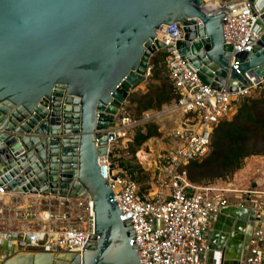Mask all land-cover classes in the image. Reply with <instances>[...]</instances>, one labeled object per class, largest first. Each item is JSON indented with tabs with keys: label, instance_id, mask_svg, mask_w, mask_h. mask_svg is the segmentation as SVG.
<instances>
[{
	"label": "water",
	"instance_id": "95a60500",
	"mask_svg": "<svg viewBox=\"0 0 264 264\" xmlns=\"http://www.w3.org/2000/svg\"><path fill=\"white\" fill-rule=\"evenodd\" d=\"M204 1L0 0V185L32 194L90 196L96 220L82 255L58 246L49 251L37 233H1L0 264H11L19 253L35 264H142L99 158L108 155L115 167L107 129L131 92L148 80L151 58L164 48L156 31L182 23L180 51L213 88L229 83L237 91L251 85L253 75L264 77V0H250L259 14L254 30L260 38L251 52L235 56L238 70H230L225 11L210 12ZM237 212L248 223H216L209 264L245 259L254 210Z\"/></svg>",
	"mask_w": 264,
	"mask_h": 264
},
{
	"label": "built area",
	"instance_id": "2783aa9c",
	"mask_svg": "<svg viewBox=\"0 0 264 264\" xmlns=\"http://www.w3.org/2000/svg\"><path fill=\"white\" fill-rule=\"evenodd\" d=\"M217 4L210 12L225 11V39L233 47L230 70H238L240 61L235 62V56L251 52L260 38L254 30L259 14L250 0H223ZM156 32L164 43L161 50L166 54L169 77L179 96L166 104L169 110L164 112L171 114L175 110L182 114V124L174 134L178 143L155 158L154 177L168 185V194L141 193L139 182L121 169L112 168L108 155L99 158L101 175L109 181L115 202L125 212L121 219L134 231L131 245L136 246L142 264H209L212 224L223 208H251L253 230L242 264H264V190L253 186L229 189L214 184L196 185L188 179L186 169L190 162L202 161L212 152L218 125L232 119L243 99L264 89V77L258 81L251 77L252 84L237 91L231 90L229 83L220 90L213 88L203 82L198 69L180 51L178 43L185 40L182 23L164 24ZM150 75L151 72L148 79ZM150 116L145 112L144 120L150 121ZM139 123L124 103L115 124L107 129L109 150L114 156L119 138L133 133ZM5 219L10 226L15 221L42 223L41 230L24 233H37L47 239L49 251L58 246L63 252L82 255L95 234L94 200L90 196L32 194L7 190V184H3L0 220Z\"/></svg>",
	"mask_w": 264,
	"mask_h": 264
},
{
	"label": "trees",
	"instance_id": "16d2710c",
	"mask_svg": "<svg viewBox=\"0 0 264 264\" xmlns=\"http://www.w3.org/2000/svg\"><path fill=\"white\" fill-rule=\"evenodd\" d=\"M165 52L160 50L152 56V69L146 92L130 94V101L135 104L138 118L149 109L160 110L164 104H171L179 96L169 77L165 64ZM243 99L232 119L221 122L213 134V150L202 161H192L187 166V177L196 185L210 184L214 179L224 178L236 173L243 162L254 158L264 163V89ZM156 121H147L135 127L129 149L132 157L151 137L161 134ZM113 163L132 179L135 171H143L140 165L124 162L114 151ZM131 171V175L128 174ZM145 186L141 193L152 195L153 190Z\"/></svg>",
	"mask_w": 264,
	"mask_h": 264
},
{
	"label": "rangeland",
	"instance_id": "374dc122",
	"mask_svg": "<svg viewBox=\"0 0 264 264\" xmlns=\"http://www.w3.org/2000/svg\"><path fill=\"white\" fill-rule=\"evenodd\" d=\"M217 1H223V0H213L211 4H217ZM152 59V58H151ZM152 82L151 79H148L147 86L145 89L140 88L134 90V92L138 93H144L148 89V84ZM131 93V94H132ZM258 91L253 93V97H257ZM165 105V104H164ZM125 106L129 112V114L138 120L140 123L137 124L136 126L146 122L145 119V113H143V116L138 118V114L136 112V106L130 101V98L125 102ZM168 112L163 113V120L162 118L157 120L156 123L159 125V130L161 132L160 135L158 136H153L149 138L139 149V151L136 154V158H133L132 153L130 152L129 149V142L132 140V135L134 133V129L136 126L133 128V133H128L119 138L118 143L116 144L114 151L120 156V158L124 162H131L133 165H140L142 167L143 171L136 170L134 177L138 180L141 189H143L145 186L147 189L151 188L155 193L162 192L163 196H166L169 192L168 185L164 184L162 185L161 183L157 182V178L154 177V173L156 170V164H155V155L154 154H160L161 152H165V150H170L172 149L177 143V139L175 138L174 134L176 133L177 128H179L182 124L181 121V114L177 111H175V115L172 117L167 116ZM174 114V113H173ZM130 137V139H129ZM143 150L147 157H149L146 160V163H143V161L140 159L138 153ZM157 155V156H158ZM148 160L152 162H148ZM128 174L131 175V171H127ZM233 182L234 187L236 189H247L251 186L253 187H258L264 190V163L261 161H258L257 159L254 158H248L246 159L242 167L234 174H230L224 178L220 179H214L210 184L214 185H219V186H224L227 187V185ZM6 220V224L8 225L10 223L9 220ZM12 228L13 230L18 233H24V231H38L42 229V223H32L28 224L26 221H15L12 223ZM6 228V225H3ZM8 227V226H7Z\"/></svg>",
	"mask_w": 264,
	"mask_h": 264
},
{
	"label": "crops",
	"instance_id": "0c3cea01",
	"mask_svg": "<svg viewBox=\"0 0 264 264\" xmlns=\"http://www.w3.org/2000/svg\"><path fill=\"white\" fill-rule=\"evenodd\" d=\"M147 82H148V80L146 81V82H144V83H142V84H140L139 86H138V88L137 89H140V88H143V89H145L146 88V86H147ZM133 92V91H132ZM131 92V93H132ZM167 106L168 105H163V107L160 109V110H158V109H149V110H147V111H145V112H149L150 114H151V116H150V121H157V120H159V119H161L162 118V120H163V113H164V110L167 108ZM144 112V113H145ZM174 113V114H173ZM169 115V116H168ZM175 115V110H172V112H171V114L168 112L167 113V116L168 117H172V116H174ZM180 116H182V114L180 115ZM147 122V121H146ZM130 138V137H129ZM168 150V149H167ZM166 151V150H165ZM162 153V152H161ZM155 156V158H156V156L158 155V154H154ZM149 157H147V159H148ZM150 161V160H149ZM150 162H152V161H150ZM28 197V195L27 196H24V198H27ZM30 199V198H29ZM227 208H230V210H228V211H225V212H221V214H220V216L218 217V219L216 220V221H214L213 222V224H212V230L215 228V225H216V223L218 222V223H220L221 224V227H229L230 225H231V228H233L235 225H237V224H239V227H242L243 225H246L248 222L245 220V218H246V214H242L241 213V216L239 215V213L237 212L238 211V207H236V206H227ZM248 218V217H247ZM7 222L5 221V220H0V234L1 233H4V232H14V230H13V228H12V226H10L9 224L7 225L6 224ZM3 225H6V228L3 226ZM8 226V227H7ZM233 226V227H232ZM212 233V232H211ZM212 235V234H211ZM236 236H238V239H237V241L240 243L242 240H241V237H240V233H237V235ZM16 242V241H15ZM3 247V245L0 243V248H2ZM15 257V256H14ZM14 257H12L10 260H12ZM20 261V260H19ZM2 264V263H1Z\"/></svg>",
	"mask_w": 264,
	"mask_h": 264
},
{
	"label": "bare ground",
	"instance_id": "6f19581e",
	"mask_svg": "<svg viewBox=\"0 0 264 264\" xmlns=\"http://www.w3.org/2000/svg\"><path fill=\"white\" fill-rule=\"evenodd\" d=\"M205 3L203 4V8H205V9H207V10H209V11H212V10H214L218 5H216V4H211L212 2H213V0H205L204 1ZM219 1H217V3H218ZM254 79H255V81H258V77L257 76H255V75H253L252 76ZM166 111H168L169 110V107H167L166 109H165ZM138 155H139V157H140V159L143 161V163H146V160H147V156L148 155H146L145 154V152L143 151V150H141L139 153H138ZM148 162L150 163V161L148 160ZM234 187V183L233 182H230L228 185H227V188H229V189H231V188H233ZM41 234H44V233H41ZM43 238H45V237H43ZM21 254H23L22 256H20ZM20 260V262L22 263V264H35L33 261H30V256H29V254H27V253H19V255H17L16 257H15V259H12V263L11 264H16V262H18V261H16V260ZM41 260V259H40ZM64 261H62L63 262V264H68L66 261H65V259H63ZM41 262V261H40ZM61 263V262H60ZM60 263H58V262H56V264H60ZM37 264V263H36ZM39 264V263H38ZM41 264H45L44 262H41Z\"/></svg>",
	"mask_w": 264,
	"mask_h": 264
}]
</instances>
